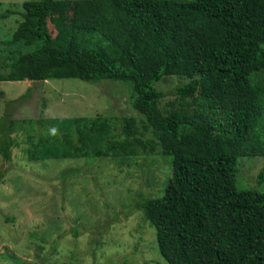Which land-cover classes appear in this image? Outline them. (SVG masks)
<instances>
[{
  "label": "trees",
  "instance_id": "1",
  "mask_svg": "<svg viewBox=\"0 0 264 264\" xmlns=\"http://www.w3.org/2000/svg\"><path fill=\"white\" fill-rule=\"evenodd\" d=\"M20 16L8 45H36L5 52L0 82L120 81L139 115L119 127L100 115L44 118V100L35 123L52 130L30 136L24 158L124 161L158 149L168 157L163 194L136 207L166 264H264V193L236 184L239 159L264 156V0H28ZM166 77L187 81L172 91L179 108L164 113L155 86ZM5 117L0 155L10 163L17 143Z\"/></svg>",
  "mask_w": 264,
  "mask_h": 264
},
{
  "label": "rangeland",
  "instance_id": "2",
  "mask_svg": "<svg viewBox=\"0 0 264 264\" xmlns=\"http://www.w3.org/2000/svg\"><path fill=\"white\" fill-rule=\"evenodd\" d=\"M24 1L28 0H0V14L6 9L17 13L0 17V65L6 51L25 53L35 48L36 44L8 45L21 21ZM48 28L54 37L70 35L66 25L49 23ZM186 81L166 77L156 83V89L165 93L158 104L160 111L179 108L181 100L172 91ZM121 83L91 84L78 79L0 82V117L8 116L2 118L6 121L2 129L14 120L10 136L17 143L11 149L10 163L0 155V264H166L158 251L155 229L136 207L163 194L169 177L168 157L165 162L156 153L158 149L124 161L29 162L24 158L30 141L52 130L35 123L44 100V118L89 120L100 115L117 127L125 116L139 118L131 104L132 91ZM24 95L26 99L12 104ZM263 171L264 156L240 158L237 188L264 193V182L259 181Z\"/></svg>",
  "mask_w": 264,
  "mask_h": 264
}]
</instances>
